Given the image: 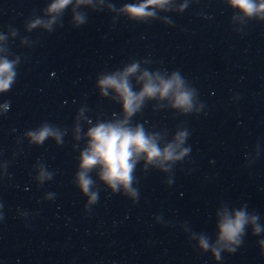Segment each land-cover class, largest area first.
I'll return each instance as SVG.
<instances>
[{"label":"water","instance_id":"water-1","mask_svg":"<svg viewBox=\"0 0 264 264\" xmlns=\"http://www.w3.org/2000/svg\"><path fill=\"white\" fill-rule=\"evenodd\" d=\"M49 2L0 0V57L20 58L15 84L0 94V103L10 102L0 115V264H264V234L251 228L220 262L189 239L191 232L215 239L222 204H247L264 225V21L233 19L227 0H171L147 23L82 8L88 21L74 28L70 6L62 28L26 31ZM134 62V91L146 70L165 78L179 71L196 89L191 114L156 99L132 118L159 133L161 145L187 129L191 152L171 174L138 164L136 202L93 171L98 201L86 210L76 173L87 131L122 118L115 92L101 96L97 78ZM45 123L63 143L32 142L27 133Z\"/></svg>","mask_w":264,"mask_h":264},{"label":"clouds","instance_id":"clouds-1","mask_svg":"<svg viewBox=\"0 0 264 264\" xmlns=\"http://www.w3.org/2000/svg\"><path fill=\"white\" fill-rule=\"evenodd\" d=\"M170 3L171 0H133L117 8L110 0H50L43 9V16L34 13L26 22V31L43 29L52 33L56 30L54 25L57 24L62 28V17L70 6L72 26L79 28L88 21L87 12L80 10L82 8L92 11L107 9L108 12L115 13L114 22L124 16L131 21L147 23L156 18L155 9H164ZM227 3L236 10L233 19L239 15L245 23L252 19L264 21V0H227ZM186 7L187 4L182 5L180 11H184ZM9 30L14 36L19 35L15 28L10 26ZM3 39H6V36L0 32V40ZM27 42L28 38L25 37L22 43ZM19 64L18 56L15 59L0 57V94H6L12 89L17 79ZM138 68L139 62H134L122 71L102 73L97 78L96 87L101 96L108 97L110 89L115 92L116 95L112 99L122 105V118L98 121L87 131V144L80 152L76 173L78 187L88 197L86 210H90L91 205L98 201V191L93 190V171L99 169V180L113 193H122L136 202L139 191L134 184L137 183L135 171L138 164L143 162L144 171L152 166L163 173L171 174L174 165L183 162L190 155L191 147L186 146L190 135L187 129L176 131L170 141L161 145L159 133L149 132L142 124H133L132 118L141 112L147 101L156 99L169 100L173 109L183 114H191L195 108L196 89L188 86L179 71H173L169 78H165L159 72L152 74L146 70L137 78L140 90L134 91L129 77L135 74ZM0 108L4 110L0 115L6 114L10 109V102L0 103ZM196 111L198 114V110ZM79 131L78 126L77 132ZM27 135L37 145H42L49 137H54L57 143H63L59 132L48 123L43 124L39 130L29 131ZM79 138L78 136L77 139ZM47 178L51 179V174H48ZM172 182V179L167 181L169 185ZM216 218L217 234L214 240L203 232H191L189 239L197 242L200 251L210 252L217 262L221 261L222 253L237 251L243 244L249 228L254 236L264 234L260 216L254 211L249 212L247 204L239 208L222 204L216 211ZM258 244L264 253V238L259 239Z\"/></svg>","mask_w":264,"mask_h":264}]
</instances>
